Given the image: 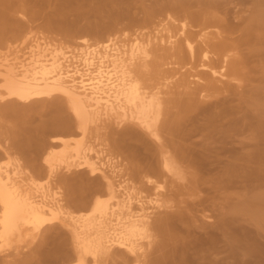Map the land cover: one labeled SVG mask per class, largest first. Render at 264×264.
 <instances>
[{"label":"rangeland","instance_id":"rangeland-1","mask_svg":"<svg viewBox=\"0 0 264 264\" xmlns=\"http://www.w3.org/2000/svg\"><path fill=\"white\" fill-rule=\"evenodd\" d=\"M7 1V5H5L6 9H4V6L2 5L3 8H0V13L7 12L11 14L14 21H16L17 23L21 22V24H19L22 26L24 31L29 32L31 31V28L33 32L31 40L28 41V43H26L24 46H20L19 49H17V51L21 53V55L20 53L18 54V57H22L23 54L22 58L24 59V55L28 52L27 47L29 48V46L32 45L33 39H38V42L41 40L39 43L49 44L53 46V48L56 45L54 49H59L58 51L61 52L63 66H68L67 68L65 67V70L69 73L71 72L70 75L72 76L73 80L74 77H78V79L80 78V75H75V72L77 70L85 72V70L87 69L83 62L85 56H89V54L93 53L94 51L103 52L101 54H104V47L109 43L108 45L112 46L110 53L119 54V56L122 57V60H124L125 58L124 61L127 62V70H129L134 79L140 81L142 86L151 91V93H155L156 95H158L165 104V108H168L169 105L171 107L172 105L174 107L173 109L176 108L177 110L179 108L183 110V108L186 106L184 105V103L187 104L188 102H190V96H193V100L191 98L192 101H194L195 98L197 99V102H194L195 104H197L196 106H198V103H201L200 105H203V107H207V110L205 109L204 112L203 107L202 111L200 105V108H196L194 104L192 115L190 116L191 112H186L190 118L185 116V110H183V113L185 115L180 112L181 110H179V112L181 113L180 115L177 112L178 110L173 111L171 109L172 107L166 109L168 115L173 111L177 112V114H179L181 117L182 115L184 117H187V119L184 117H182L181 119L185 120V123L182 121L185 126L183 125L184 127H181L180 125H182V123L180 122V125L178 124L180 129L177 127V131H182H178V133H180L179 136H182V138L180 137V139L186 140V138H188L186 137L187 132H192L194 130L193 126H191V128L193 129H189L190 124H186V121L188 119L190 123H193L194 127L197 128V131L199 130L196 135L193 134V132H195L196 130L189 134L198 136L196 137L195 141L190 143V145L184 143L185 141L183 142L184 144H187L189 146L183 144L182 147V141L180 139V142L177 141L176 138H173L176 140V142H174V140H171L170 137L169 140L167 134H164L165 136L167 135L166 138L163 137L164 140H169V142L166 140L168 142L167 145L165 144L166 141L162 144V146L166 147V150H168L169 148L173 151L174 149L177 150L176 147H178V145L182 148L186 146L187 149L185 148L184 151H187L188 149L190 150H188V153H190L186 155L187 152H182L183 149L181 150L179 148L181 150L180 153L183 154L182 156H185L184 158H190V160L189 158H187L186 161L182 156H180L183 160H185L184 163H187H185V165L187 166L183 165L184 167L182 168L184 169H181L182 173L184 171L182 175L187 172V176H183V180L179 181L175 179L177 181L175 182L174 179L171 178V175L168 174V176L166 177H170L171 179L167 178L169 179V181L167 182V179L165 177L167 173H164L162 167H160V153L158 152V148L160 147V145L158 146V144L154 142L152 138L149 139V137H144L146 136L144 135L145 133L143 134L142 131L140 132L139 128L129 122L124 123L125 126L123 124L118 126L116 123L117 120L114 117L105 115L100 116L101 118L99 117L95 121V123L90 126L91 129L89 128L90 130L86 134V136L88 135V138H86L85 136L84 139L85 144L87 142V144L85 145L86 149H88L89 147L88 151L90 154L88 153V155L90 161L92 163L95 162L94 164L96 165V167L99 170L101 168L100 171L103 172L97 173V175L94 176L93 179V177H91L88 173V170H86L87 173L84 171L86 174H84L83 171L80 172V174L77 171H73L72 173H69L70 175H68V173L65 174V171H59L58 176H56L54 179L55 181L52 180V186L49 185L51 186L50 188H53L52 191H56V183L61 178H65L66 175L69 176V178L73 181L74 186L78 187L79 185L81 188H84V190H80L79 187L77 188L78 195L80 193L78 192V189L79 191H81L82 195L87 192L89 195H80L82 196V198L85 197L88 201H90L93 194L91 193L93 191L90 190L93 188V186H91L92 183V185L94 186L95 184H98L96 188L103 190L105 186V184H102L105 183L102 178L103 176H106L111 182L115 180L116 182L114 181L115 183L113 182V184L115 185V187L118 185L116 187L118 191H122L121 193L117 192V194L120 193L117 195L118 198L122 196L121 194H123V196L127 195L126 199L130 200V209L132 212H134V214L136 212L135 215L147 216L149 214L147 217L150 220V225H153L151 229L153 228L152 240L154 241L152 242H154L155 245H152L151 249H149L146 246V241L143 244L145 245V247L142 253H145V255L142 254L141 260H143L145 256L148 257L149 254L151 258L153 257V259L150 260H148L149 258H145L146 260H144L147 262L146 264H153L152 262H155L154 264H160L161 262L162 264H183V261H187L186 263H188V261H191L192 264H194V260H192V258L194 259L195 257V259L201 260L204 258V256H206L205 258H207L204 264H228L226 263L227 261L229 262V264H264V0ZM16 10L21 12L24 17L21 16V14L17 15L15 13ZM11 11H13L14 13ZM186 35L188 37H185L184 39V36ZM44 38L46 39V41ZM187 38H190L191 40H188ZM136 39L141 41L139 42ZM186 39L189 41V43L192 41L193 44L191 43V45L196 49L195 50L193 48V53L195 55H191L189 53V50L187 48L188 41ZM42 40H44L45 42ZM180 42L184 43V48L183 44ZM136 45H139L143 49L144 54L139 56L138 60L137 58H135L137 64V69L135 70L136 67L135 65H133L135 61L133 60L130 63L128 61L131 58L130 53L132 47ZM217 45H220L221 48L217 47ZM58 46H60L61 48H58ZM5 47L6 46L2 45L1 49L5 51ZM23 47L24 51L22 50ZM127 48L130 51H128ZM83 50H86L88 53L86 51L84 53ZM11 51L12 52L10 55H13L14 49H12ZM123 51L125 54L123 53ZM207 51L210 56L206 53ZM78 54L82 58H80ZM205 55L207 56L206 58ZM192 56H194L195 58L193 59ZM225 59L227 60V62H229L228 64L232 62L231 66L228 65L227 62H225ZM77 61L81 64H77ZM203 62H205V64L209 62L208 65L206 64L208 67L203 68ZM139 63L141 67L139 66ZM230 67L233 69H231ZM213 69H216L217 71L215 70V72H219L221 76L219 77V75H214ZM226 69L227 72H225ZM94 70L92 68V71ZM197 74L202 78L196 77ZM208 78H210V83ZM78 79L74 78L76 83H79L80 80ZM196 82L200 83V85L198 84L199 87L196 85ZM195 86H197L198 88ZM199 88L201 89V91ZM193 90L197 94H194ZM218 91L219 94L215 95L216 92L218 93ZM189 92H193V95H191ZM161 93L163 96H160ZM186 93H189L188 96H185ZM194 95H196V97ZM185 97L188 100L187 103ZM55 99L56 98L44 99L40 101L41 103H37L36 101L35 104L33 103V107L31 108L29 105H31L32 102L23 104L21 102L15 101L14 104L12 102L14 100H11L12 105L10 101H5L6 103H0V164L6 163V161L9 162L8 159H12L13 162L15 158V161L13 163H16V161L18 160V162H20V165L18 167L16 166L17 169L15 166L12 167L10 171L11 173H13L12 170L14 168V173L18 174V171L20 170L18 174L19 176H17V178L20 177L18 179V181L20 180L19 182H24L26 179L25 182L27 183V179L30 176L37 182H44L43 184H46V182H48V176L46 173L47 169L44 165L45 148L49 145V143H56V140L59 138L71 139V136L66 137L65 135H61L59 129L56 126L57 121L55 120L60 116V114L57 113V109L55 108V106H52ZM172 99H178L180 101L173 102ZM170 100H172V104L168 103ZM192 101L191 103L193 104ZM178 102H181V104H178ZM188 105L191 104L189 103ZM9 106L14 107L10 108ZM212 106L213 108L211 109L210 107ZM26 109L27 111H24ZM169 109H171V111ZM195 109L199 110L197 111ZM200 110L202 112H200ZM173 112L171 116L174 115L173 117L175 119L176 114ZM223 113L225 114L224 116ZM179 115L176 118L177 121H181L179 120ZM69 116V113L64 114V117ZM111 119L115 123H113ZM163 119L160 123L161 125L163 123ZM167 119L169 121V118ZM174 119H171V121H173ZM205 124H208L207 127H210V129L207 128V131L209 130L210 135L215 131L217 135L219 134L218 138L220 136L218 140L217 135L213 134L211 135V139L208 133V135H206V137H208V142L211 143L213 142L212 140L215 139V142L213 143H217L220 141V145L221 142L223 143L226 140V143H228L226 147L224 143V147L219 146L217 143L213 144L209 148L210 145L209 143L205 144L206 141H204L203 145H201L202 139L204 138L205 140L206 138L203 137L206 132ZM131 125L134 127H132ZM185 127L187 132L183 131L185 130ZM69 131L70 133L74 134L72 135V137L76 134V137H73L72 139H77L79 137V135H77L78 133L75 131V125L73 122L72 127L69 129ZM125 132H128L130 134L127 133L128 135L126 134V137ZM160 132H162L161 129ZM183 132L184 136L182 135ZM202 132L204 133V135L202 134ZM131 133H134V136L131 135ZM139 134H143V136H140ZM199 134L203 135L202 138ZM136 135L137 138L142 137L143 139H145H142L143 141L140 139L141 142L145 143L144 149L143 144L140 145L142 146L140 148V143H138L140 142L139 140L138 142H136L137 144L134 142L137 141V139L135 138ZM164 135L162 134V136ZM183 137H185V139ZM191 137L192 135L189 136V140ZM194 138L195 137H192L190 141H192V139ZM227 138H229L230 140H228ZM130 139L132 140V142L130 141ZM148 139V142H152L151 145L154 143V145L152 146H155L156 148L148 145ZM216 139L218 140L217 142ZM189 140H187L188 143L190 142ZM170 142L174 143L171 144ZM178 142L181 144H178ZM194 142H196L198 145H196V143ZM192 143H194L196 147L201 145L199 147L200 149L202 148V146H208V148H203L204 151H201L202 149L199 150L198 148V151L200 152L199 153L198 151H193V148L195 146ZM172 145H175V148ZM15 146H17V148H15ZM145 146L149 148L146 150V153L144 151L146 149ZM167 147L169 148L167 149ZM214 147L216 148L211 150ZM241 148H244L242 149L243 151L241 150ZM8 149L11 151V153ZM153 149L155 151L157 150V152H154ZM205 149L210 150L207 151ZM217 149H219V151ZM194 150L197 149L194 148ZM5 151H9L10 156L12 157L8 156L9 153L7 154L5 153ZM118 151L119 153H117ZM140 151L144 152V156H142L143 154H141L142 152L140 153ZM147 151L151 152L148 154ZM177 152H179V150ZM197 152L199 154H202L204 152L205 154L203 153L204 155L202 154L198 156L199 154ZM152 153L154 154V156ZM180 153L178 154L180 155ZM193 153L196 154L194 155ZM127 155L129 157L125 160V158H127ZM151 155L154 158H152ZM156 155H158L159 158L155 157ZM145 156H147L150 161H147L148 159ZM208 156L211 158V160L210 158H208ZM156 158L158 159V162L154 161ZM191 158L194 159H192V161L197 160L196 163L192 162ZM108 159H112V162ZM205 160L206 162L208 160L207 164L205 163ZM188 161L190 163H188ZM145 162L148 164H146ZM156 162L158 164H156ZM199 162L202 163H200V166L202 165L201 167H198L197 165L199 164ZM143 163L144 166H142ZM153 164H155L156 166ZM192 164H196L198 169H196L197 167H194V165ZM152 165L155 166V169ZM206 165L212 166L206 167ZM151 168H153V170ZM158 168L159 170L161 169L159 171V174H161V176L159 174L158 175L162 180H160L159 176L156 175V177H158V180L161 182H158L156 177V179L154 177L152 179H154V181L158 182L159 184L161 183L160 185L164 186V188L165 186L166 188H168L167 190L165 188L164 191L160 192L155 191L154 185H148L146 183L147 180L145 177L146 173L148 174L150 172L149 169H151V172H155L158 171L156 170ZM131 171L133 173L130 174ZM114 172L117 173L114 174ZM135 172L137 175L135 174ZM73 173L75 174L72 175ZM140 173L143 174H141L142 177H139ZM157 173L158 172H156V174ZM81 174L82 176H80ZM122 174H124V176ZM127 174H129L130 177ZM162 174L165 175L163 176ZM76 177L81 178L77 180ZM164 177L165 179H163ZM141 178L144 182L141 181ZM195 178H198V181ZM172 179L174 182L172 181ZM185 179H187V182ZM90 180L93 182H91ZM95 180L97 183L95 182ZM124 180L126 181L124 182ZM79 181H82V185L83 183H85L84 186L89 185V189H86L87 187L81 186V183H79ZM140 181L142 183L141 185ZM183 181L186 183V187L185 184L183 185ZM196 181L198 182L197 184ZM118 182L120 183V186ZM172 182L175 186L166 184ZM181 184L183 188L180 186ZM192 184H196V188L192 187L194 186ZM100 185L103 188L99 187ZM129 185L131 186V188ZM169 185L171 186L169 187ZM149 186H153L154 188ZM123 187L124 189H126V192L124 189H121ZM148 187V190H150L151 188L152 192L151 190H147L148 192L146 191L147 193H145V188ZM178 187L180 190L178 189ZM50 188V191L48 193L49 195L52 194L50 193ZM93 189L95 190V187ZM135 189H137V194L135 193ZM175 189L178 190V193ZM140 191H142L141 193L145 194L140 195ZM148 193L150 194V196ZM176 193L178 196L176 195ZM164 194H166L167 196H165ZM145 195H148L146 200L144 199L146 197ZM156 195L160 197L156 199ZM161 195L162 197L165 196V198H161ZM130 197L132 198V200ZM168 197L172 198L174 204H177L178 206L172 205L173 202L170 198L169 201L171 200V202L166 201V203L168 204L167 205L165 203V200H168ZM135 198L139 199V201H144H140V203L144 204H139V201L137 199L135 200ZM122 199H125V197H122ZM161 199L162 201L164 200L163 204L166 205V208H163L164 210L158 209L155 204L156 200L160 201ZM169 206H171L172 209H167V207ZM155 207L156 210L154 211ZM170 209L172 210L171 212ZM174 209L181 212L179 213L178 211H173ZM164 211L168 212V214ZM177 213L178 215H180L178 216ZM178 219L182 221H179ZM157 220L158 222H156ZM160 220H162V222ZM66 223V220H64V218H61L60 220H57L56 223H52L51 225L43 228L38 235L30 234L24 237L22 242L15 243L14 246H16L17 248L13 246V249L11 248L0 250V264H68L67 260L72 257V253L74 256L75 249L72 248V245L74 247V244L72 242L73 238L71 232L69 233L67 231L69 230V227H66ZM162 223L165 224L163 225ZM62 225H65V228ZM159 225L162 226V229L163 227H166V230L163 229L164 231L161 230L162 232H156ZM169 225L172 226L169 227ZM170 234L172 235L171 237H169ZM175 236L176 238L177 236H179L181 240H184L186 238V240L181 242L180 239H175ZM160 237H163L162 239L164 241L161 239V241L157 242L158 239L160 240ZM166 237H168L170 240L172 239L174 242L175 240H180V243L178 244L179 241L175 243L171 241V243L173 242L171 244L168 240L167 244L165 239L168 238ZM187 238L189 242L190 239H192V242H187ZM35 241H37L39 244H35ZM193 241L194 244H192ZM183 242L184 244H186V248L181 247L184 245L182 244ZM165 243L168 245V248L171 247V244L173 249L170 248L168 250ZM176 244H181V249L179 248V246H174ZM188 244L193 246L198 244L197 247H199L200 249L196 248V246H191L190 248ZM22 245L24 249L22 248ZM38 245L40 246V248L38 247ZM161 248L162 251L159 252ZM194 248H196V250L198 249L199 251H196ZM63 249L64 251H62ZM155 249L157 250L155 251ZM185 249H194L192 250V253L196 251L204 256L199 255L195 252L196 255L191 253V255H193L191 258V255L189 256L190 252H186L187 250L185 251ZM147 250L150 251L148 254ZM170 250L172 251V253L170 252ZM180 250H183L181 251V254ZM17 251L19 252L17 253ZM225 251L228 253H226ZM114 252L116 253H113L110 256H103V259L101 258L102 260H100L104 261V264H127L133 260L131 256H128V259H130L131 261L127 260L126 255L128 253L126 252V254H124L125 251H120L119 248H115ZM117 252L119 253L117 254ZM122 253L124 256L122 255ZM153 253H155L156 255ZM170 253L171 257L168 260L169 263H167V257H169L168 254ZM160 254H167V256H162ZM183 254L189 257L186 258ZM41 255L43 256V259ZM37 256H40V258L37 259ZM172 256L173 258L174 256H176L175 258L177 259H173ZM181 256H184L188 260L182 258ZM196 256H198L200 259L196 258ZM200 256H202L203 258ZM225 257L227 258L226 262L224 261ZM178 260L180 262H178ZM203 261L201 263H203ZM199 262L197 263L195 261V263L201 264ZM101 263L103 264V262L98 261V264ZM189 264L191 263L189 262Z\"/></svg>","mask_w":264,"mask_h":264},{"label":"bare ground","instance_id":"bare-ground-1","mask_svg":"<svg viewBox=\"0 0 264 264\" xmlns=\"http://www.w3.org/2000/svg\"><path fill=\"white\" fill-rule=\"evenodd\" d=\"M6 2H8V1L7 0L6 1L5 0H0V5H1L0 8H3L2 7V5H3L4 9H6L5 8V5H7ZM7 9H8V7H7ZM18 10H20V9H18ZM16 11H15V13L17 15L21 14V16H23L21 12H19V11L16 12ZM11 12H13V11H11ZM19 23L21 24V22H19ZM19 23L14 21L13 17L11 16V14H9L7 12L0 13V103L1 102H5V101L6 102H9V101L11 102V100H14V101H12L14 104H15V101L21 102L23 104H25V103L27 104V103L32 102L31 105L28 104L30 106V108H31V107H33V103L35 104L36 101H37V103H41L40 102L41 100L56 98L57 100L55 99L54 104H52V106L54 105L55 108L57 109V113L60 114V116L55 120V121H57L56 122L57 123L56 126L59 129L61 135H63V136L65 135L66 137L67 136L68 137L71 136L70 137L71 139H63V138L57 139L56 138L57 139L56 143L54 142V144H53V142H52L51 144L49 143V145L47 144L48 146L44 150V154H45L44 165H45V167L47 169L46 173H47V176H48V182H46V184H43L44 182L43 183L41 182L42 183L41 184V183L37 182L36 180H34L30 176L27 179V183L25 182L26 179H25L24 182H19L20 180L18 181V179L20 177L17 178V176H19L18 174H19L20 170L18 171V174L14 173V171H13L14 168L12 170L13 173H11V171H10L12 169V167H14V166L18 167L20 165L19 164L20 162H18V160L16 161V163H13L15 161V158H14L13 162H12V159L11 160L8 159L9 162L6 161V163L0 164V250H2V249H11L14 246L15 243L22 242L24 237H26V236H28L30 234L38 235L39 232L43 228H45L46 226L51 225L52 223L54 224V223H56L57 220H60L61 218H64V220H66V222H67L66 223L67 224L66 227L67 228L69 227V230H67V231L69 233L71 232V234H72L73 241L72 240L71 241L74 244V247L72 245V248L75 249L74 256H73V253H72V257H70L67 260L68 264H98V261L103 262V264H104V261H101L103 259L102 257L103 256H110L113 253H116V252H114L115 248L116 249L119 248L120 251H125V253L123 252L124 254H126V252H127L128 253L126 255L127 256V260H130V259H128V256H131L133 258V260L132 261L130 260L131 262L128 261L129 263H127V264H141V263L144 264V261L146 260L145 258H149L148 260L153 259V257L151 258L149 256L150 255L149 254L148 257L145 256V258H144L145 260L144 259L141 260L142 259V254L145 255V253H142L144 251L143 249L145 247V245H143L144 242L145 241L147 242L146 246L149 249H151L152 245L153 246L155 245V243L152 242V241H154V240H152V232H153L152 230H153V228L151 229V227L153 225L152 226L150 225V220L147 217L149 214L147 216H141V215L138 216V215H135L136 212L134 214V212L131 211V209H130V200L126 199L127 195L123 196V194H121L122 195V196H120L121 198L120 197H119L120 199L118 198L117 195L120 194L122 191L121 192H120V190L118 191V189L116 188L118 185L115 187V185L113 184V182L115 180H113V182H111L106 176H103L102 178H103V180L105 182V183H102V184H105L103 190H100V189L96 188V186L98 184H95V186H94V185H92L93 183L92 184L90 183L91 186H93V188L95 187V190H94L90 186L93 189V190L90 189L91 191H93V192H91L93 194H92V198H91L90 201H88L85 197L82 198V196H85L84 194H88V193L85 191L86 193H84L82 195L81 191H79V189L80 190L81 189L84 190V188H81L79 185H78V187H79L78 192H80V193L78 195V193H77V188L78 187L74 186V183L69 178V176L65 175V178H61L60 180L57 179L59 181L57 182V180H56V182H57L56 185L53 183L56 186V189H55L56 191H52L53 188H50L52 186L51 183H52V180H54L55 177L58 176L59 171H61V172L65 171V174L68 173V175H70L69 173H72L73 171H77L80 174V172H82V171L83 172L85 171L87 173L86 170H88V173L90 174L91 177H93V179H94V176L97 175V173H102L103 172V171L102 172L100 171L101 168L99 170L96 167V165L94 164L95 162L92 163L90 161L89 155H88L89 147L87 146L88 149H86L85 145L87 144V142L85 144L84 139H85V136L88 133V131L91 129L90 126L93 123H95V121L100 116H105V115L114 117L117 120L116 123H117L118 126H120L122 124L124 125V123L129 122V123L133 124L134 126H136L137 128H139L140 132L142 131L143 134L145 133L144 135H146V136H144V137H149V139L152 138L153 141L156 142L158 144V146L160 145V147H161V148L160 147L158 148L159 149L158 152L160 153V165H161L160 167H162V170L164 171V173L165 172L167 173V175H165V174H162V175L163 176L165 175V177L168 176V174L171 175V178H173L175 182H177L176 180H179V181L183 180L185 175L187 174V172L184 175H182L184 173V171L182 173L181 169H184L182 167L187 166V165H185L186 162L184 163V161L187 158H189V157L184 158L185 156L183 157L182 156L183 154L180 153V152H181L182 149H183L182 152H185V153L187 152L186 155H188L190 152L188 153L189 149L187 151H184L186 146L184 148H182L183 147L182 145L184 143H187V144L190 145L191 142L195 141L196 137H198V136H193V134L196 135L199 130L197 131V128L194 127L193 123H192L193 125L190 123L189 119L186 121L187 122L186 124H188V123L190 124L189 125L190 126L189 129H193L194 128L193 131L196 130L195 131L196 133L192 131L193 134H191V135H192V137H195V138L192 139V141H190L191 138H192L191 137L190 140H189V136H191L189 134L192 133L191 131L187 132L186 127H185V130H183V131H186L187 135H189V136L186 135V137H188V138H186V140H182V139H180V137L182 138V136L181 135L179 136L180 133H178V131H181V130L177 131V129L178 128L180 129V127L178 126V124L180 125V122L182 123V125H180L181 127L183 125L185 126V124H183V122L185 120H181L182 117H184V116L183 115H182V117L180 116L181 113H183V110H185L184 112H185L186 115L183 113L185 116L189 117L186 112H188V113L191 112L190 116L192 115V109H194V104H195L194 102L195 101L197 102V99L195 98L196 95H194L195 96L194 97L195 98L194 101H192L193 100V96H190V99L188 97V99L190 100V102H188V103H187L188 100L185 97L187 104L184 103V105H186V106L184 108L182 107L183 110L179 109L177 107L178 108L177 109L178 111H177L176 108L173 109L174 107L172 105H171L172 108L170 107V105L168 106V108H171L173 111L176 110L180 114L179 115V114H177V112H173L172 111L173 113L176 114V117L174 119V117H173L174 115L171 116L172 112H170V114L168 115V112L166 111V109H168V108H165L166 106L163 103V101L159 98V96L156 95L155 93H151V91H149L148 89H146L145 87L142 86L140 81H137V80L134 79V77L129 72V70H127V62L124 61L125 58H124V60H122V57H120L119 54H111L110 53L112 46L110 45L111 46L110 47L108 45L109 43L106 44V46L104 47V50H105L104 54H101L103 52L94 51L93 53L90 52L91 54H89V56L88 55L85 56V58L83 59V62H84L85 67L87 69L85 70V72H81V70L80 71L77 70L78 68L76 69L77 71L75 72V75H77V74L80 75L79 79H78V77H74L75 79L77 78L78 80H80L79 83H76L74 78L72 80V76L70 75L71 72L69 73L68 71L65 70L66 66H63V62H62V58H61V52L58 51L59 49L58 50L54 49L56 45L53 48V46H51L49 44H46V43L45 44H41V43H39L41 40L38 42V39L37 40L33 39L32 45H30L29 48L27 47V51L28 52L24 55V59L22 58L23 54H22V57L19 56L21 58L18 57V54L20 52L17 51V49H19L20 46H24L26 43H28V41L31 40L32 34H33L31 28H30L31 31H29V32L28 31H24L22 26ZM39 34H40V32H39ZM11 35H13V36H11ZM8 36H11V37H8ZM42 36H43V34H42ZM185 37H188V36L187 35L184 36V39H185ZM136 40H138V39H136ZM42 41H44V40H42ZM45 41H46V39H45ZM138 41L140 42L141 40H138ZM142 42H143V40H142ZM180 43H182V42H180ZM187 43H188L187 44V48L189 50V53L191 55H193L194 54L193 52H194L195 48L191 45L192 41L190 43L188 41ZM182 44H183V48H184L185 47L184 43H182ZM2 45L6 46L5 47V51H3L1 49ZM125 45H127V44H125ZM139 45H136V46L132 47V50H131V53H130V57L131 58L128 61L129 63L131 61H133V60L135 61V58H137V60H138V57L144 54L143 49ZM223 45H225V44H223ZM226 46H227V44H226ZM59 47L60 46H58V48ZM123 47H125V46H123ZM217 47H220V45L219 46L217 45ZM12 49H14L15 53L13 51V55H10L11 52H12L11 51ZM90 49H88V50H90ZM22 50L24 51V47H23ZM98 50H100V49H98ZM127 50H128V48H127ZM85 51L83 50L84 53H85ZM128 51H130V50H128ZM186 51H187V49H186ZM208 51L206 52L207 54H208ZM123 53H124V51H123ZM215 53H217V52H215ZM20 55H21V53H20ZM206 55H205V58L207 57ZM78 56H80V55L78 54ZM150 56H151V54H150ZM209 56H208V58H209ZM192 57H193V59L195 58L194 56H192ZM80 58H82V57L80 56ZM209 60H210V58H209ZM138 62H140V61H138ZM225 62H227V60ZM203 63H204L203 68L208 67L207 65H208L209 62L206 63L207 65L205 64V62H203ZM228 63L229 62H227V64ZM77 64H81V63H79L77 61ZM231 64H232V62H230V64H228V65L231 66ZM73 65H74V63H73ZM73 65H71V66H73ZM133 65H135V67L137 66L136 61H135V63ZM80 66H83V65H80ZM139 66H140V63H139ZM210 67H211V65H210ZM232 67H233V65H232ZM92 68H93V70L95 68V70L92 71ZM72 69H74V68H72ZM136 69H137V67L135 68V70ZM231 69H233V68H231ZM213 70H214L213 71L214 75H219V77L221 76L219 74V72H215L216 69H213ZM218 70H220V69H218ZM225 72H227V69L225 70ZM229 72H231V71H229ZM198 74L196 75V77L202 78L201 76H199L200 74L199 75ZM204 74H205V72H204ZM226 74H228V73H226ZM206 76H208V75H206ZM200 78H199V80H200ZM194 79H196V78H194ZM208 79H209V83H210V78H208ZM196 83L195 84L197 86H198V84L200 85L199 82H196ZM197 86H195V87H197ZM146 87H147V85H146ZM209 87H210V85H209ZM201 89H202V87H201ZM201 89H200V91H201ZM190 92H191V90H190ZM193 92H194V94L196 93L194 90H193ZM192 93H190V94L193 95ZM198 93H199V91H198ZM186 94H185V96H188V94L187 95ZM217 94H219V91H218V93L216 92L215 95H217ZM160 96H163L162 93H161ZM191 98H192V100H191ZM172 100H170L168 103L172 104L174 101L175 102L176 101H180L178 99H175V100H173V102H171ZM191 101L193 102V104L191 103ZM198 101H199V99H198ZM12 102H11V105H12ZM164 102H165V100H164ZM189 103L191 105H188ZM178 104H181V102L180 103L178 102ZM178 104H177V106H178ZM200 104L198 103V106H196L197 104H195L196 108L197 107L198 108L201 107V110L204 108L203 110L205 112V109L207 107H203V105H200ZM199 105H200V107H199ZM179 106H182V105H179ZM213 106L210 107V108L212 109ZM9 107L12 108L14 106H12V107L9 106ZM7 109H9V108H7ZM171 109H169V110L171 111ZM179 110H181L180 111L181 113L179 112ZM195 110H197V109H195ZM201 110H200V112L203 111V110L202 111ZM24 111H27V109L24 110ZM28 112H29V110H28ZM65 113H69L70 116L69 117H64ZM178 115L180 116L179 120H181V121H177L176 118L178 117ZM224 115L225 114L223 113V116ZM170 116H171V118H170ZM187 117H184V118L187 119ZM167 118H169V121H168ZM226 118H227V116H226ZM162 119H163V123L161 125L160 123L162 122ZM171 119H174L175 121L174 120L171 121ZM99 120H102V119H99ZM103 120H105V119H103ZM111 121H113V120L111 119ZM72 122L75 125V131L78 133L77 135H79V137L81 136L80 139H79V137L77 139H75V138L72 139L73 137H76V134H75V136L72 137V135H74V134L70 133V131H69V129L72 127ZM191 122H193V121H191ZM97 123H99V122H97ZM113 123H115V122L113 121ZM127 125H128V123H127ZM207 125H206V132L207 133L205 132V135H204V133L202 132V134L204 136L201 135V134H199V135H201V138H202V136L206 137V135H208V133H209V136L212 139L211 135L216 134V132L214 131V133L213 134L211 133V135H210L209 130L207 131V128L210 129V127H207ZM134 126H132V127H134ZM191 126H193V128H191ZM160 129L162 130V132H160ZM203 130H201V131H203ZM163 132H165V133H163ZM186 132H185V134H186ZM127 133L125 132V135ZM161 133L163 135L167 134L168 136L167 135L166 136L168 137V139L170 137V139L174 140V142H176V140L179 141V139H180L182 141L181 142L182 144L179 143L180 141L178 142V144H181L182 147L181 146L179 147L178 144H175V145H178V147H176L177 150L174 149L175 145H172V146H174V148H173L174 151L171 150L169 147H167V149L168 148L169 149L166 150V147L162 146V144H163V142L165 143V141L167 139L164 140L163 137L166 138V136L165 135L162 136ZM128 134H130V133H128ZM143 134H141V135L143 136ZM127 135H126V137H127ZM131 135L134 136V133H131ZM177 135H178V137H177ZM182 135L184 136V132H183ZM218 135H217V139L219 140L220 136L218 138ZM86 138H88V135L86 136ZM128 138H129V136H128ZM135 138L137 139V141H134V142L136 143L139 140L140 141V142H138V143H140L139 146L141 144H143V149H144L145 143L141 142V140L143 138L142 137L141 138H137V135H136ZM173 138H176V140L173 139ZM183 138L185 139V137H183ZM206 138H207V140H206ZM206 138H205V140H204V138L202 139V144L201 145H203L204 141H206L205 144L209 143V145H210L209 148L213 144H217L218 143V145H219L220 141L217 142L218 141L217 139H216L217 143H213V142H215V139H213L212 140L213 142H211L212 143L211 144L210 142H208V137H206ZM213 138H214V136H213ZM215 138H216V136H215ZM136 139H134V140H136ZM149 139L147 140V142L149 141ZM152 139H151V141H152ZM224 139H225V137H224ZM227 139L230 140L229 138H227ZM132 140H133V138H132ZM132 140L130 139L131 142H132ZM143 140H145V139H143ZM169 140H167V141L169 142ZM187 140H189L190 142L188 143ZM167 141L165 143L166 145L168 143ZM151 143H149L148 145H151ZM173 143H171V144H173ZM194 143H196V142H194ZM194 143H192V144L194 145ZM223 143L225 144V147L228 144V143H226V140ZM223 143L221 142L222 145L220 144L219 146H223ZM157 144H156V146H157ZM187 144H184V145H187ZM148 145H146V146H148ZM152 145H154V143ZM189 145H187V146H189ZM196 145H198V144L196 143ZM196 145H194L195 146L194 148L197 149V150H194V148H193V151H198V148L201 146L200 145V146L196 147ZM229 145H231V144H229ZM146 146H145L146 149L144 150L145 153H146V150L149 149ZM192 146H190V147H192ZM141 147L142 146H140V148ZM15 148H17V146H15ZM15 148H14V150H15ZM153 148H156V147L154 146ZM203 148H208V146H205V147L202 146V148H201L202 150L200 148H199V150L204 151ZM215 148L216 147L212 148L211 150H213ZM220 148H222V147H220ZM3 149H5V148H3ZM118 149H119V147H118ZM219 149H217V150L219 151ZM242 149H244V148H241V150ZM5 150H7V149H5ZM178 150H179V152H177ZM205 150H207V149H205ZM208 150H210V149H208ZM9 151L8 152L5 151V153L8 154ZM116 151H117V149H116ZM141 152L142 151H140V153ZM150 152L147 151L148 154ZM154 152H157V150L156 151L154 150ZM10 153H11V151H10ZM10 153H9L8 156H10ZM117 153H119V151ZM143 153L144 152H142L141 154H143ZM178 153H180V155ZM155 154H158V153H155ZM202 154H199L198 156H200ZM142 156H144V154ZM153 156H154V154H153ZM153 156H152V158H154ZM180 156H182L183 159H185V160H183ZM10 157H12V156H10ZM124 157H126V156H124ZM128 157L129 156L127 155V158H125V160L128 159ZM145 157H147V156H145ZM155 157L159 158L158 155H156ZM190 157H192V156H190ZM206 157H207V155H206ZM157 158L154 161H157L158 160ZM208 158H210V157L208 156ZM141 159H142V157H141ZM147 159H148V157H147ZM192 159L193 158H191V161H192ZM196 159H198V158H196ZM108 160H110V159H108ZM189 160H190V158H189ZM200 160H198V161H200ZM210 160H211V158H210ZM110 161L112 162V159ZM147 161H150V160L148 159ZM154 161H152V162H154ZM196 161L197 160L192 161V162L196 163ZM157 162H156V164H158ZM207 162H208V160H207ZM207 162L205 160L206 164H207ZM188 163H190V162L188 161ZM200 163L201 162H199V164H197L198 167L200 166ZM141 164H142V162H141ZM146 164H148V163H146ZM153 165H155V164H153ZM192 165H194V164H192ZM142 166H144V163H143ZM145 166H147V165H145ZM155 166H153V168ZM195 166H196V164L194 165V167ZM207 166L208 165H206V167ZM211 166H208V167H211ZM17 167H16V169H17ZM110 167H111V165H110ZM198 167L196 169H198ZM153 168H151V169L153 170ZM115 169H116V166H115ZM151 169H149L150 172L147 171V172H149L148 174L146 173V176H145L146 180H147L146 183L148 185H154L156 192L164 191L166 186L164 188V186L160 185L161 183L159 184L158 182H161V181H159L158 180L159 178L156 177V175L157 176H159V175L161 176V174H159L160 173L159 171L161 169L159 170V168H158V169H156L158 171H155V172H151ZM132 171H134V170H132ZM132 171L130 172V174L133 173ZM85 172H84V174H86ZM117 172H119V171H117ZM117 172H114V174L117 173ZM156 172H158V173L156 174ZM142 173L139 174V177H142V175H143ZM24 174H26V173H24ZM74 174L75 173H73L72 175H74ZM104 174H106V173H104ZM135 174H136V172H135ZM30 175H32V174H30ZM122 175L124 176V174H122ZM125 175H126V173H125ZM127 175H129V174H127ZM80 176H82V174ZM66 177H68V178H66ZM72 177H74V176H72ZM129 177H130V175H129ZM153 177L154 178L156 177L158 182H155L154 179H152ZM165 177L163 179H165ZM79 178H81V177H79ZM79 178H77V180H79ZM167 178H170V177H166V179ZM90 179H92V178H90ZM173 179H172V181H173ZM188 179H189V177H188ZM195 179L197 180L198 178H195ZM126 180H127V177H126ZM126 180H124V182ZM160 180H162L161 177H160ZM185 180L187 182V179H185ZM82 181L81 182L79 181V183H81V186L87 187L86 189H89L88 188L89 185L88 186H84L85 183H83V185H82ZM141 181H143L142 178H141ZM141 181H140V185L142 184ZM168 181H169V179H167V182ZM197 181H196V184L198 183ZM75 182H78V181H75ZM91 182H93V181H91ZM95 182H96V180H95ZM87 183H86V185H87ZM172 183H166V184H171L173 186L174 183L173 184ZM191 183H193V182H191ZM184 184H185V187H186V183L185 182L183 183V185ZM187 184H189V183H187ZM196 184L195 185L192 184V185H194L192 187L196 188ZM49 185H51V186H49ZM140 185H139V187H140ZM171 185H169V187ZM119 186H120V183H119ZM180 186L182 187V184ZM99 187H101V185ZM149 187H153V186H149ZM149 187L145 188L146 189L145 193H147L148 191L151 190V188H150V190H148ZM176 187H174V188H176ZM49 188L51 189V192H50V193H52L51 195L48 194L49 191H50ZM101 188H103V187H101ZM130 188H131V186H130ZM121 189H124V187L121 188ZM133 189H132V191H133ZM167 189L168 188H166V190ZM178 189H179V187H178ZM124 190L126 192V189H124ZM138 190H139V188H138ZM140 190H141V188H140ZM169 190H171V189H169ZM175 190H173V191H175ZM136 191H137V189H135V193H136ZM176 191L178 193V190H176ZM88 192H90V191H88ZM117 192H120V193L117 194ZM141 192L142 191H140V195L141 194H145V193H141ZM151 192H152V190H151ZM169 192H167V193H169ZM177 193H176V195H177ZM162 195H161V198H163V199L165 198V196H167L166 194H164L165 196L162 197ZM137 196H139V195H137ZM145 196H144L145 197L144 199L146 200L148 195H145ZM149 196H150V194H149ZM122 197H125V199H122ZM158 197H160V196H157L156 199H158ZM140 198H141V196H140ZM169 198L170 197H168V200H165V203H166V201L171 202L172 198H170L171 199L170 201H169ZM136 199L137 198H135V200ZM131 200H132V198H131ZM137 200L139 201V199H137ZM140 201H139V204H142V203H140ZM147 201H149V200H147ZM160 201H162V199ZM160 201L156 200L155 204H156L158 209L162 210L164 207L166 208V205L163 204L164 200L162 202H160ZM141 202H144V201H141ZM172 202H173V200H172ZM172 205L175 206L177 204H174V202H173ZM174 206H173V208H174ZM168 208L172 209L171 206L167 207V209ZM171 209H170V212L172 211ZM155 210H156V207H155L154 211ZM166 211H164V212H166ZM173 211L177 212L178 210L174 209ZM145 212H144V214H145ZM178 212L180 213L181 211H178ZM166 213L168 214V212H166ZM177 215H178V213H177ZM181 217H182V215H181ZM163 218H164V215H163ZM178 220L182 221L180 219H178ZM160 221L162 222V220H160ZM156 222H158V220ZM161 222H159V223H161ZM162 224L164 225L165 223H162ZM166 225H167V223H166ZM62 226L64 227L65 225H62ZM171 226L172 225H169V227H171ZM161 227L162 226L159 225V227H158L156 232H162L161 230H163V229L166 230V227L165 228L163 227V229ZM155 229H154V232H155ZM168 233H170V232H168ZM168 233H167V235H168ZM163 235H165V234H163ZM171 236L172 235L170 234L169 237H171ZM162 238L163 237H160V240L158 239L157 242L161 241ZM166 238H168V237H166ZM174 238L175 239H177V238L180 239L179 236H177V238L175 236ZM182 239H184V238H182ZM36 240H37V237H36ZM155 240H156V238H155ZM165 240H166V242L169 240L170 243H171V241H173L172 239L170 240L169 238L165 239ZM180 240H178L179 242L175 240V242H178V244H179ZM184 240H186V238ZM184 240H181V242L184 241ZM187 240H188V238H187ZM191 240L192 239H190V242H192ZM187 242H189V240ZM24 243H25V241H24ZM36 243L39 244L37 241H35V244ZM167 244H168V242H167ZM171 244H170V246H171L170 248L173 249ZM182 244H184V242ZM192 244H194V241H193ZM180 245L176 244L174 246H179V248H180ZM185 245L186 244H184L181 247L186 248L187 246H185ZM197 245L198 244H196L194 246H196V248H199V247H197ZM191 246L194 247L193 245H189L190 248H191ZM14 247H16V246H14ZM38 247L40 248L39 245H38ZM22 248H23V245H22ZM167 248H168V245H167ZM170 248H168V250ZM184 248H183V250H184ZM196 248H194V249L196 250ZM165 249H163V250H165ZM174 249H175V247H174ZM194 249H192V250H194ZM148 250H147V254L150 252ZM156 250L157 249H155V251ZM176 250H177V248H176ZM183 250H180V254H181V251H183ZM192 250L191 249H185L186 252H190L189 256L191 255ZM39 251H41V250H39ZM62 251H64V249ZM161 251H162V248H161V250L159 252H161ZM165 251H167V250H165ZM196 251H199V250L197 249ZM226 251H227V248H226ZM18 252L19 251H17V253ZM111 252H112V254H111ZM170 252L172 253L171 250H170ZM195 252L192 253V254H195ZM118 253L119 252H117V254ZM123 253H122V255H123ZM171 253L168 254L169 257H167V261L171 257ZM196 253H198V252H196ZM226 253H228V252H226ZM38 254H39V252H38ZM153 254H155V253H153ZM155 255H153V256H155ZM160 255H162V254H160ZM163 255L167 256V254H163ZM172 255H174V254H172ZM199 255H202V254L200 253ZM184 256H181V257L184 258V259L189 257V256H185L186 257L185 258ZM192 256L193 255H191V258H192ZM202 256H204V255H202ZM202 256H200V257H202ZM30 257H31V255H30ZM33 257H34V255H33ZM175 257L176 256H174V258H173V256H172V258L176 260L177 258H175ZM205 257L206 256H204V258L202 257L203 259H201L202 261L204 260L203 263H201L202 262L201 260H197L194 257V259L192 258V260H194L193 263L197 264L200 261L199 263L204 264V262L207 259ZM226 257H225V260H224L225 262L227 260ZM38 258H40V256L39 257L37 256V259ZM159 258H160V256H159ZM191 258H189V259H191ZM196 258L200 259L198 256H196ZM32 259H34V258H32ZM42 259H43V256H42ZM113 260H114V258H113ZM186 260H188V259H186ZM159 261H161V260H159ZM195 261L197 263H195ZM178 262H180V261L178 260ZM186 262L187 261H183V264H185ZM189 262L192 264L191 261H188V263H186V264H189ZM146 263L147 262L145 261V264ZM152 263L154 264L155 262H152ZM167 263H169V261ZM226 263L229 264L228 261ZM160 264H162V262Z\"/></svg>","mask_w":264,"mask_h":264}]
</instances>
